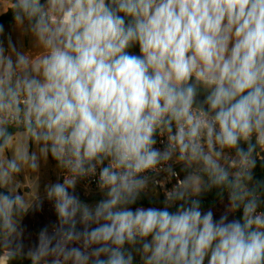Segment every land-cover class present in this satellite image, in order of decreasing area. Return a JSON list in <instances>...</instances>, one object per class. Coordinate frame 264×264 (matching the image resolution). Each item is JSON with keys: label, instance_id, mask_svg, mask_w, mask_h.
I'll return each instance as SVG.
<instances>
[{"label": "clouds", "instance_id": "1", "mask_svg": "<svg viewBox=\"0 0 264 264\" xmlns=\"http://www.w3.org/2000/svg\"><path fill=\"white\" fill-rule=\"evenodd\" d=\"M6 13L33 48L0 23V264H264V0ZM50 159L63 180L41 196ZM162 173L176 178L163 207L138 205ZM81 182L103 198L82 201ZM212 190L227 195L219 216L202 205ZM44 200L56 221L25 254L21 222Z\"/></svg>", "mask_w": 264, "mask_h": 264}, {"label": "rangeland", "instance_id": "2", "mask_svg": "<svg viewBox=\"0 0 264 264\" xmlns=\"http://www.w3.org/2000/svg\"><path fill=\"white\" fill-rule=\"evenodd\" d=\"M10 34H12V39L14 42L17 43L18 47H24V48H29V49L33 48L32 39L24 32H21L18 29H16V27L13 28ZM42 170L44 172V176L46 174H49L48 168L46 166H44ZM53 175L59 179L58 176H60V173L56 167L53 168ZM19 179L20 181H22L24 179V176L21 175ZM57 181L58 180H56V182ZM50 182H54V181H50ZM77 194L80 196L82 201L90 203V204H94L103 198V194L95 196V197H84L79 193ZM153 198L157 199L158 201L151 206L163 207V202L159 201L161 199L159 195L153 196V197H150V196L147 197L148 200H152ZM224 199H227V196ZM145 207H148V206H145ZM55 221H56V215H55L54 208L52 206V203L47 200H44L40 208L36 209L35 211L32 210L30 215L27 217V219L21 223V226L24 229V236L22 239V242L24 245L23 251L27 252L28 250L27 248L25 249V246H26L25 242H27V244H30V246H32L36 241V235L38 231L45 225H51ZM15 264H31V262L27 258L26 255H22L17 261H15Z\"/></svg>", "mask_w": 264, "mask_h": 264}, {"label": "built area", "instance_id": "3", "mask_svg": "<svg viewBox=\"0 0 264 264\" xmlns=\"http://www.w3.org/2000/svg\"><path fill=\"white\" fill-rule=\"evenodd\" d=\"M258 160L259 161H264V153H260L258 156ZM176 171L179 172L180 171V166L177 165L176 166ZM262 172V169L258 163L257 169H256V175L257 177H260ZM183 173H181V178H183ZM63 177L60 174V182H62ZM157 180L160 181L159 184L152 186L150 185L149 188L141 194V196H145V197H153V196H157V195H164L165 193L170 190L173 185L176 183V178L173 177L170 181L167 180L166 176L162 173L157 177ZM87 182H81L80 184H78L76 192L81 194L84 197H95L98 195H101L102 193H100L97 188L95 183H91L90 186L88 188L85 187V184Z\"/></svg>", "mask_w": 264, "mask_h": 264}, {"label": "crops", "instance_id": "4", "mask_svg": "<svg viewBox=\"0 0 264 264\" xmlns=\"http://www.w3.org/2000/svg\"><path fill=\"white\" fill-rule=\"evenodd\" d=\"M10 6H11V1L10 0H0V15H3L4 13H6L8 11V8ZM14 27H15L14 25L5 27L6 35L10 34L12 32V30H13ZM10 35L12 36V34H10ZM44 166H46L48 168V173L49 174H46L44 176V172H43V170H41V173H40V176H39V184H40V193H41V196L43 194V187H44V185L46 183H48L49 181L56 182V180H58L60 182V176H58L59 177V179H58L56 176L53 175V168L56 167L55 161H53V160L50 159ZM24 179L29 184L32 182V178L30 176L29 177H26ZM24 179L21 182H23ZM26 191H30V189H27V188L23 189L22 192H21V194L23 192H26ZM226 196L227 195L225 194V197ZM226 204H227V199H223V200L219 199L213 206L208 207V208H211L214 211V213L217 216H219L221 214V212L224 210ZM208 208H206V209H208ZM31 211L32 210H30L27 213V215L23 218L22 222L27 219V217L30 215ZM30 238H31V236H30ZM25 243H26L25 249L26 248L29 249L31 247L30 244H27V242H25ZM24 252L26 253V251H24Z\"/></svg>", "mask_w": 264, "mask_h": 264}, {"label": "trees", "instance_id": "5", "mask_svg": "<svg viewBox=\"0 0 264 264\" xmlns=\"http://www.w3.org/2000/svg\"><path fill=\"white\" fill-rule=\"evenodd\" d=\"M0 23L4 24L5 27L13 25L11 14L10 13H4L3 15H0ZM160 198L161 199L159 201L163 202L165 199V196L160 195ZM201 199H202V205L206 209L208 207L213 206L220 199V196L216 192V190H212L208 193L203 194ZM157 201L158 200L155 198H153L152 200H148L147 197L141 196L140 201H138V205L151 206L154 203H156ZM240 214L241 213H237V215H240Z\"/></svg>", "mask_w": 264, "mask_h": 264}]
</instances>
